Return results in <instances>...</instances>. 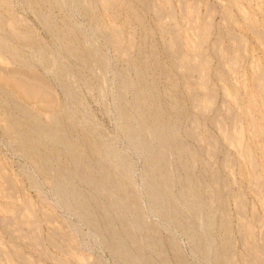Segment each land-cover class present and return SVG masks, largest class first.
Here are the masks:
<instances>
[{"label":"bare ground","instance_id":"6f19581e","mask_svg":"<svg viewBox=\"0 0 264 264\" xmlns=\"http://www.w3.org/2000/svg\"><path fill=\"white\" fill-rule=\"evenodd\" d=\"M96 1L0 0V57L14 66L0 68L3 134L15 143L14 153L33 160L27 172L32 187L41 190L35 175L50 180L69 227L50 231L56 254L47 256L70 264L64 255L71 241L90 248L88 237L103 254L94 264H264V72H254L237 98L234 67L229 76L220 63L214 73L209 61L203 68L201 50L176 28L167 30L169 42L162 34L166 61L157 45L131 54L116 25L100 17ZM138 3L147 9L154 4ZM56 7L62 23L52 16ZM28 8L50 44L18 26L19 12ZM111 48L119 53L111 56ZM47 82L59 89L55 103ZM218 86L222 103L210 109L208 102L221 98ZM93 90L112 130L87 98ZM17 91L40 100L41 110ZM238 125L234 133L249 134L241 144L231 132Z\"/></svg>","mask_w":264,"mask_h":264},{"label":"rangeland","instance_id":"374dc122","mask_svg":"<svg viewBox=\"0 0 264 264\" xmlns=\"http://www.w3.org/2000/svg\"><path fill=\"white\" fill-rule=\"evenodd\" d=\"M151 1L154 2V4H153L154 8L152 6L151 7L152 9L151 8L147 9L146 6H143L140 3H138V0H113V1L112 0H105V1L104 0L103 1L97 0L96 1L100 17H102V18L104 17L103 20L105 21V24L107 23V25H109L111 27L112 26L114 27L116 25L117 30L120 32L121 36L123 37L124 48L125 49L128 48L129 52L131 51L130 52L131 54L132 53L134 54V52H136L140 46L146 47L147 51L148 50L150 51L153 48V46L157 45L155 47V49L157 48L158 51H160V53L163 54L162 55L163 61H166V59H164V58H167V57L163 52V50L165 48V40L162 41L163 40L162 37L165 36V38L167 39V42H169L170 34L168 33V31L171 28L172 29L176 28L180 31V34L182 36V40H185L183 38V36L185 37L188 34V36H190L189 38H191L190 42H193V43H190V47H192V48L195 47L196 50H201L202 58H199V60L201 61L203 68L206 65V64L204 65V61L205 60H206V62L209 61V67L212 69V72L214 73L219 66L218 63H220L221 69L223 70L222 73H224V75L229 76L230 72L233 71L232 68L234 67L233 68V69H235L233 71L235 73L234 76L237 75L240 77V78L238 77L239 82H237V80H235V79L233 82V84L234 83L238 84V85L235 84V89L237 88L236 91L234 89V93H235V96L237 98L239 97V96H237V93L241 97L243 92H244L243 83L244 82H251V81L253 82L254 79L252 77H253L254 72H260V73H261V71H262V73L264 72V53H263L264 52V47H263L264 46L263 45L264 44V42H263L264 41V34H263L264 33V22H263L264 21V0H201V1L200 0H151ZM117 2H118V4H117ZM169 2H171V3H169ZM111 3H112V5H111ZM235 3H237V4H235ZM132 5L134 7V10L127 9V6H132ZM164 5L167 6V8ZM106 6H108V7L105 8ZM118 6L120 8H118ZM179 6H181V7H179ZM164 8H165V10H164ZM105 10H108V12H106ZM158 11H160V13ZM241 11H242V13H241ZM60 12H61L60 9H58L56 7L55 12L53 10L52 16H53V18H55L57 20V22L62 23L61 20L63 17L61 14L62 12L61 13ZM243 12H245V13H243ZM155 14H156V16H155ZM162 15L164 18L165 17L166 18L164 19L162 17ZM18 16L20 17V20L18 23L19 27H22V29L27 27L30 32L36 33V37H39L44 43L50 44L51 40L48 36V33L42 28L41 24L36 19L35 14L32 10H30L28 8L27 10L20 11ZM112 16H114V17L112 18ZM81 18H83V19H81ZM79 20H82L80 22L84 26L88 25V22H89L88 17L86 18L82 15V16H80ZM130 23H131V25H130ZM162 23H165L164 25L167 26V29H165L166 30L165 32H164V30H162L163 29ZM172 23H173V25H172ZM249 23H250V27H249ZM257 23H259L258 26H257ZM234 24H236V25H234ZM208 25H209V27H208ZM197 27H198V31L200 30L198 33L199 35L196 34L198 32V31H196ZM238 28H239V30H238ZM251 28H252V32H251ZM230 31H232V32H230ZM194 32L196 35L193 36ZM208 32L211 34H208ZM218 33H219L220 37L218 36ZM204 35H206V36H204ZM195 36H196V38L198 37V39H196ZM209 36H211V38ZM207 37H209V38H207ZM215 38L216 39L218 38V39L216 40ZM201 39L203 41H201ZM221 39L223 40L224 43L222 42ZM243 39H244V41H243ZM240 41H243V42H240ZM260 42H261V44H260ZM131 43L134 45V46H132L133 48H131ZM255 43H257V44H255ZM192 44H194V45H192ZM129 47L131 48V50ZM114 50H115V52H114ZM204 50H206V51H204ZM220 50H222V51H220ZM235 52H236V54H235ZM118 53L119 52L116 49L111 48V50H110L111 56L117 55ZM250 55H252V56H250ZM237 56H239L240 58ZM228 57L230 60L228 59ZM221 58L223 59V62L220 61V60H222ZM3 59H5V57H0V68H2L4 66L6 67L7 64L8 65L10 64L9 60L7 62L6 60H3ZM235 59H237V60L235 61ZM250 61L251 62L253 61L252 62L253 64H251ZM6 62H7V64H6ZM225 62L228 63L229 66L231 64V66L230 67L228 66V68H226V66H224V65H226ZM237 62L239 65L238 64L235 65V63H237ZM222 64H223V66H222ZM244 64H245V66H244ZM1 65H2V67H1ZM233 65H235L237 67L235 68V66H233ZM252 65H253V68H252ZM9 67H14V66H13V64H10ZM257 68H259V69H257ZM228 69H229V71H228ZM47 84H48V87L54 93L55 100L53 102L55 103L56 95L58 97L60 95L59 89L56 86V84H54L53 82H47ZM241 85H242V87H241ZM219 87L220 86H218V88ZM238 89L240 90V92H237ZM88 93H91V92H88ZM88 93H87V96H88L87 98L90 100L91 105L93 104V107H95V108L97 107L98 117L104 121V123L107 125L108 128L110 127L109 128L110 130H112L113 122L112 121L110 122V119H109L110 115L104 114V111H103L102 107L100 106V103L99 102L97 103L95 100V99H99L98 98V96H99L98 92L96 90L94 92V90H93L91 94H88ZM17 94H18V98L25 100V102L27 104L34 107L35 109L41 110L39 107V106H42L39 104V103H41L40 100L28 99L24 95H21V93L18 91H17ZM218 94H220L221 98H217L216 101L213 102V105H212V102L210 104L208 102V106H210V109L211 108L214 109V108H216V107H214V105L218 106L222 103V100H223L222 88H219ZM53 102L52 103H48V102L44 103L43 102V103L47 106H50V105H54ZM112 113L113 112L110 111V114H112ZM6 114L7 113L5 112V110L2 107H0V117H1L0 118V210H1L0 211V245H1L0 246V264H60L53 257L50 258L47 256L48 253L53 254L54 257L56 254V249L54 247H52L51 245H49V240H50V238H52V239L56 238V235H53L51 233L56 228H57L56 230H59V231H69V227L66 225V223H64V222H66L65 217L63 216L60 209L57 208V206H56V198L51 193L50 187H49V186H51L50 180L45 181L39 176H36V175L34 176L35 180L40 184L42 191L38 190L37 188L32 187L30 185V180H29V177L27 175H28V173L33 172V169L30 170V167L34 165L33 160L26 161V160H24V158L22 156L14 153L13 148L15 147V143L7 140L6 137L4 136L3 128H4V124L6 126L7 121H5V122H1V121H4ZM238 128L242 129L241 126L238 125L236 128L231 129L232 130L231 132L233 135L237 134L236 136H238V139H236V137H235V143L239 142L237 144H241L242 137L243 138H249V134H248V130H240L242 133L239 131H238V133H234L233 131L236 129L235 130V132H236L237 130H239ZM239 133H240V135H239ZM241 135H243V136H241ZM7 180H9V182ZM41 180H42V182H41ZM14 182H15V184H14ZM6 193H7V195H6ZM5 196L6 197L9 196L11 198H6ZM4 203H6V204H4ZM12 204H14V205H12ZM7 205L10 206V210H11L10 212L8 211L9 207ZM15 205H18V206H15ZM50 206H51V208H50ZM22 207H23V209H22ZM5 211H6V213H5ZM16 211H18V216L16 215V213H17ZM21 212H22V214H21ZM47 213H50V214H47ZM19 216H20V218H18ZM51 216H53V217H51ZM51 218H52V222L54 221V223L51 222ZM17 219L19 221H17ZM34 219H35V221H33ZM40 222H42V224ZM8 223L9 224L13 223L14 227L12 225H8ZM50 223H52L54 226ZM56 224H57V227H55ZM41 227H42V230H41ZM66 227H68V228H66ZM7 228H9V229L12 228V229H10L8 231ZM14 228H16V229H14ZM76 236H78V239H76V240L79 243L81 237L78 234H76ZM84 236H87V234L84 233ZM22 239H23V241H22ZM90 239H92V238H90ZM33 240H36L37 242L33 241ZM40 240L42 241L43 244L42 243L40 244V242H39ZM85 240L87 243H89L90 248H84L79 244L77 246H75L74 241H71V245L69 246L71 251L69 254L64 255V256L71 259L70 264H89V263L94 264V263H97L99 258H102V256H103L102 252L100 250H98L95 247V245H93V242L89 241L88 237H86ZM25 241L27 242L26 244H24ZM38 242H39V244H38ZM35 244H37V246ZM66 244L68 245V243H66ZM60 256H62V255H60Z\"/></svg>","mask_w":264,"mask_h":264}]
</instances>
